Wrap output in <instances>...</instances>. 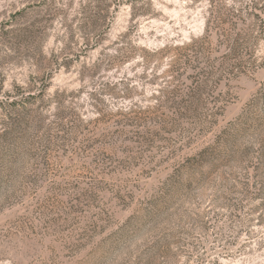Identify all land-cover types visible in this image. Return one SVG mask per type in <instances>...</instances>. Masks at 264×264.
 I'll use <instances>...</instances> for the list:
<instances>
[{
    "label": "rangeland",
    "instance_id": "374dc122",
    "mask_svg": "<svg viewBox=\"0 0 264 264\" xmlns=\"http://www.w3.org/2000/svg\"><path fill=\"white\" fill-rule=\"evenodd\" d=\"M251 1L0 0V264H264Z\"/></svg>",
    "mask_w": 264,
    "mask_h": 264
},
{
    "label": "trees",
    "instance_id": "16d2710c",
    "mask_svg": "<svg viewBox=\"0 0 264 264\" xmlns=\"http://www.w3.org/2000/svg\"><path fill=\"white\" fill-rule=\"evenodd\" d=\"M250 4L247 5V7L245 8L246 11L249 14V16H251L253 14V11L259 10L261 12V14L264 15V0H260L259 2H256L255 0H252L251 2H249ZM232 12V17L234 18H238L239 17V11H237L235 8H232L231 10ZM236 15V16H235ZM238 15V16H237ZM263 18V17H262ZM262 22H264L263 19H261ZM260 28V27H259ZM263 31V30H262ZM206 154H208V150H205L204 152L201 153L200 158L204 157Z\"/></svg>",
    "mask_w": 264,
    "mask_h": 264
}]
</instances>
